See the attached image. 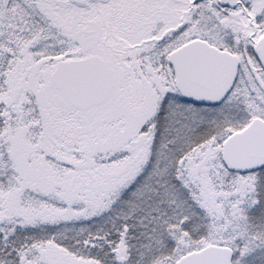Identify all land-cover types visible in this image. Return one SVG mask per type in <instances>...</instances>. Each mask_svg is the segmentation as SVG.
Listing matches in <instances>:
<instances>
[{"label": "snow or ice", "instance_id": "1", "mask_svg": "<svg viewBox=\"0 0 264 264\" xmlns=\"http://www.w3.org/2000/svg\"><path fill=\"white\" fill-rule=\"evenodd\" d=\"M0 264H264V0H0Z\"/></svg>", "mask_w": 264, "mask_h": 264}]
</instances>
